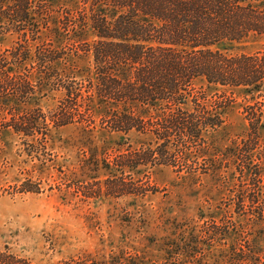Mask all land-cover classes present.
I'll return each mask as SVG.
<instances>
[{"label":"trees","instance_id":"1","mask_svg":"<svg viewBox=\"0 0 264 264\" xmlns=\"http://www.w3.org/2000/svg\"><path fill=\"white\" fill-rule=\"evenodd\" d=\"M250 35L264 36V0H0V153L16 145L24 162L48 165L52 138L65 126L136 131L140 146L96 157L111 174L95 176V195L145 194V178L134 176L142 168L210 174L224 193L220 217L202 215L179 251L167 253L183 264H264V246L250 240L245 222L264 221V51L220 48ZM88 55L83 67L79 58ZM197 79L251 95L240 140L218 146L229 97L209 103ZM51 92L62 98L47 112L41 99ZM38 180H17L12 194L39 193ZM0 264L32 263L0 249Z\"/></svg>","mask_w":264,"mask_h":264},{"label":"rangeland","instance_id":"2","mask_svg":"<svg viewBox=\"0 0 264 264\" xmlns=\"http://www.w3.org/2000/svg\"><path fill=\"white\" fill-rule=\"evenodd\" d=\"M61 16L57 12L56 17ZM56 26L53 20V28ZM86 35L95 39L92 30ZM45 36L58 40L54 32L46 31ZM14 38L8 37L1 46L11 45ZM220 48L232 54L262 52L264 36L250 35ZM90 61L89 55L79 58L83 67ZM196 86L206 92L209 103L223 95L229 97L227 121L217 133L220 148L247 134L244 107L248 100L253 101L251 95L243 88L209 86L204 79H197ZM61 98V93L51 92L41 99V105L45 111H52ZM143 141L136 131L126 134L100 124L90 128L76 122L55 132L48 165L40 160L24 162L28 156H19L16 145L6 147L0 153V249L10 250L32 264H79L85 257L89 264H183L167 250L175 246L179 251L194 226L203 222L202 215L215 211L220 217L218 205L224 193L214 176L187 177L173 166L159 165L142 168L134 175L145 178L141 184L145 194L95 195L97 185L91 184L95 176L105 179L111 174V170L95 164L96 157L115 155L128 144L140 146ZM30 176L40 179L42 190L12 194L17 180ZM245 222L250 240L264 246V221ZM208 259L213 261L212 255Z\"/></svg>","mask_w":264,"mask_h":264}]
</instances>
